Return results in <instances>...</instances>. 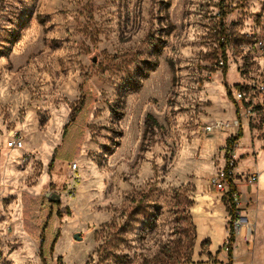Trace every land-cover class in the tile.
<instances>
[{"label":"rangeland","instance_id":"rangeland-1","mask_svg":"<svg viewBox=\"0 0 264 264\" xmlns=\"http://www.w3.org/2000/svg\"><path fill=\"white\" fill-rule=\"evenodd\" d=\"M257 150L264 0H0V264H141L191 222L181 264H228L211 179ZM239 191L258 240L233 264H264V187Z\"/></svg>","mask_w":264,"mask_h":264},{"label":"built area","instance_id":"built-area-1","mask_svg":"<svg viewBox=\"0 0 264 264\" xmlns=\"http://www.w3.org/2000/svg\"><path fill=\"white\" fill-rule=\"evenodd\" d=\"M221 65H224V62L221 61ZM236 99L240 102L243 99L244 93L242 91L235 92ZM231 128L232 125L224 121L214 122L212 125L207 127V132H213L215 129ZM235 147V146H234ZM7 148L15 151H21L25 148V137L22 132L14 131L10 134ZM233 150L229 153H233ZM22 162H26L27 158L21 157ZM233 161L231 164H227L221 168L217 174L211 179V183L221 192L224 196L227 197L231 213L230 219V231L225 239L223 248L226 250L227 254L230 249H237L240 245L246 246L250 249V246L253 242L255 236V225L251 220L248 213L245 211V208L242 206L241 193L238 189V183L236 179L238 175L235 172V167H233ZM77 164L74 163L71 165V170L75 171ZM0 179H1V170H0ZM242 183L253 187L258 184L259 175L257 173L241 175ZM235 186V189L232 187Z\"/></svg>","mask_w":264,"mask_h":264},{"label":"trees","instance_id":"trees-1","mask_svg":"<svg viewBox=\"0 0 264 264\" xmlns=\"http://www.w3.org/2000/svg\"><path fill=\"white\" fill-rule=\"evenodd\" d=\"M223 53L226 52L225 46L222 45ZM225 57V55H224ZM226 63V61L224 62ZM148 119H152V117L149 115L147 116ZM243 132L241 129L238 132V135L234 137H230L227 140V148L229 151L233 150L236 142L242 137ZM226 148V151H227ZM227 151V152H229ZM235 189V186H232ZM226 197V196H225ZM227 198V197H226ZM228 201V200H227ZM229 205V203H228ZM187 211L184 209V212ZM232 210H230L229 207V215H231ZM189 228H191L189 230ZM183 227L182 228V234H184L185 238H180L178 241L174 242L171 240H167L166 242H163L160 244V247L153 256L144 255L141 264H181V263H190L192 262V255L194 252L195 242L197 240L196 233L194 235H190V232L192 230H196L193 223H190V227ZM209 241L203 242L202 246L208 245ZM109 256V252L107 254ZM228 264H233L234 261V255L233 250L230 249L228 254ZM130 263L128 261V254L126 253V264Z\"/></svg>","mask_w":264,"mask_h":264},{"label":"crops","instance_id":"crops-1","mask_svg":"<svg viewBox=\"0 0 264 264\" xmlns=\"http://www.w3.org/2000/svg\"><path fill=\"white\" fill-rule=\"evenodd\" d=\"M9 150H11V149H9ZM260 152H262L260 155H259V153ZM256 153H257V159L255 160V162H253L252 163V165L250 166V168H251V172H254V173H257L258 175H259V181H258V184L256 185V186H253V187H255V189L257 190L256 191V195H254L255 197H254V200H255V203H256V205L258 206V202H259V199H260V195H259V187H264V151H262V150H257L256 151ZM240 169V170H239ZM244 169V167H242V166H237V168H235V171L237 172L236 174L238 175V177H237V179H236V183H238L239 185L237 186L238 187V189H241L243 186H246V187H250V186H248V185H246L245 183H242V179H240V177H241V175H248L247 173H248V171H245V170H243ZM253 174V173H252ZM0 181H1V179H0ZM242 191V190H241ZM241 193V192H240ZM245 198L244 199H242V203H246V202H249V197L247 196V195H245L244 196ZM246 212H247V207H246V210H245ZM248 213V212H247ZM248 215L250 216V218L252 219V221H253V223H254V225H255V229H256V233L258 232L257 231V217H258V215H257V211H256V213H253V212H251V214H249L248 213ZM228 233H229V231L228 230H226V233L224 234V237H223V241H222V247H223V245H224V243H225V239H226V237H227V235H228ZM257 234H256V239H255V241H254V244H256V242H257ZM254 244H253V246H251L252 247V249H251V247H250V249H248L247 248V250H244L243 248V246L242 245H240L235 251H234V261H233V263L234 262H237L240 258L242 259V258H244V257H246L247 256V254L250 252H252L253 254H254ZM220 256V260L222 261V260H225V262H227V259H228V257H227V254L226 253H224V254H222V255H219ZM253 262H254V259L252 260Z\"/></svg>","mask_w":264,"mask_h":264},{"label":"water","instance_id":"water-1","mask_svg":"<svg viewBox=\"0 0 264 264\" xmlns=\"http://www.w3.org/2000/svg\"><path fill=\"white\" fill-rule=\"evenodd\" d=\"M74 239L76 241H81L83 238L81 237L80 233H77V234L74 235Z\"/></svg>","mask_w":264,"mask_h":264}]
</instances>
